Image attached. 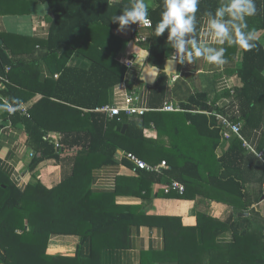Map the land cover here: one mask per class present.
I'll use <instances>...</instances> for the list:
<instances>
[{
    "label": "trees",
    "instance_id": "trees-1",
    "mask_svg": "<svg viewBox=\"0 0 264 264\" xmlns=\"http://www.w3.org/2000/svg\"><path fill=\"white\" fill-rule=\"evenodd\" d=\"M155 1V7H149L150 35L148 41L141 45L148 51V63L162 68L173 50L166 42V32L158 37L154 33L163 0ZM42 2L48 4L52 16L48 36L38 49L40 57L30 60L8 55L7 46L0 43V82L4 83V87L0 85V93L13 106L30 100L36 92L41 93V97L27 107L26 115L20 111L13 114L3 111L1 117L12 127L22 126L25 142L33 152L28 165L30 170L46 159L59 160L64 153V157L69 156L67 162L71 169L51 188L44 187L39 180L21 188L0 171V261L4 264H101V249L121 248L125 244L121 241V225L137 223L160 226L164 238L162 250L140 253L141 264H264V228L258 232L250 229L239 231L238 221L242 218H237L236 222L231 218L221 221L199 214L195 226H183L178 217L148 214L140 205L117 206L112 203L111 209L93 206L88 189L92 169L114 162L118 148L144 159L151 156L143 151L147 142L143 128L154 124L159 131L160 119L175 117L189 121L198 134L209 138L217 164L216 175L224 183L219 187L223 189L220 191L224 194L222 200L243 209L251 208L254 200L248 199L250 193L245 189L240 174L244 154L242 141L232 137L228 148L220 155L215 154L222 139V129L208 112L220 111L208 103L205 93L197 91L179 99L175 88L170 86L169 76L161 72L152 87L151 102H157L156 106L144 114L108 117L103 111H98L108 102V89L123 81L125 66L117 58L122 38L114 32L118 24L111 18L120 15L130 0ZM219 3L220 0H201L198 18H202L204 11L214 10ZM255 4L257 12L247 21L256 46L251 50L241 48L240 68L228 71L238 76L240 86L232 90L233 94L225 90L218 96H231L230 110L221 113H230L233 122L243 121L241 135L244 138L263 126V143L258 150L264 159V45L255 36L256 31L264 29V0H255ZM0 39L5 42L2 34ZM58 52H62L61 58L54 59L52 56ZM73 52L90 59L88 69L67 65L68 56ZM41 57L57 73L55 79L39 82L38 60ZM33 83L39 86L32 87ZM127 86L129 88V84ZM173 98L181 101L183 111L158 110L164 101ZM0 105L5 107L2 100ZM70 106L82 109L78 119L89 120L92 131L65 128L64 119ZM123 125H126L125 132L121 131ZM201 127H205V131ZM51 130L60 133L58 145L49 136ZM126 154L122 161L134 167ZM174 158L176 162L166 158L168 167L158 172L134 167L138 177H118L111 193L112 199L125 185H130L132 191L129 192L149 198L152 184H166L172 180L184 185L181 196H185L191 183L204 178L201 164L195 156L182 153H174ZM263 182L264 178L255 194L256 201L261 196ZM232 187L237 190L233 191ZM227 228L233 231L232 240L217 244L216 236ZM54 233L78 234L81 242L89 240L90 254L87 257L79 252L74 256L48 254L46 245ZM108 234H111V241L105 243ZM99 240L101 242H97ZM205 252L207 261L201 260Z\"/></svg>",
    "mask_w": 264,
    "mask_h": 264
},
{
    "label": "crops",
    "instance_id": "crops-1",
    "mask_svg": "<svg viewBox=\"0 0 264 264\" xmlns=\"http://www.w3.org/2000/svg\"><path fill=\"white\" fill-rule=\"evenodd\" d=\"M155 5L156 1L150 0L149 7H155ZM51 16L48 4L42 2V0H0V34L5 37V42L0 39V43L2 42L5 47L7 46L8 55L12 54L30 60L37 57L40 44L48 36ZM247 23L249 28V22L247 21ZM132 26L133 24L122 31H118V28L114 30L122 38V47L117 58L125 66V72L123 81L108 89V102L105 106L123 103L126 97L129 96L133 98V104L137 107L150 109L156 106L157 103L151 102L154 84L149 85L140 80L142 68L145 65L150 66L147 56L145 57L148 51L144 46L132 40ZM203 30V18H201L199 31L202 33ZM255 36L264 45V29L256 31ZM200 39L207 38L200 36ZM208 42L214 43L211 40ZM223 47L226 49L225 63L221 65L209 64L203 58H195L192 64H178L176 74L170 75L169 79L170 86L175 88L179 99H185L188 94L199 91L205 93L208 103L213 104L220 112H228L230 110L228 105L232 101L231 96L219 97L218 95L225 90H233L240 86L238 76L228 71L240 68L242 50L239 46L227 44L223 45ZM61 55L62 52H58L56 56L52 57L60 59ZM125 58L131 59L129 65L123 63ZM90 63L89 58L78 52H73L67 59L68 66L84 69H88ZM56 75L57 73H54L48 66L46 59L43 57L39 58V82H43L45 79H55ZM0 77L2 76L0 75ZM0 83L2 84V82ZM127 84H129V88ZM33 86L39 85L33 83ZM40 97L41 93L36 92L30 100L22 102V104L29 107ZM179 99L173 98L169 100L178 102L181 105ZM0 100L6 107L8 101L1 93ZM5 107L0 105V171L11 182L21 188H25L36 180H39L46 188L57 185L62 177L70 172L71 164L67 162V157L69 156L64 157L66 155L64 153L59 160L46 159L39 163L34 170H30L28 165L32 149L25 142L22 126L12 127L7 121L2 120L1 114L5 111ZM98 111H102L101 108ZM81 112V108L70 106L64 119V126L67 130H93L89 120L78 119V115ZM121 114L128 117L139 116L127 115L125 112ZM241 122L243 125V121ZM123 127L124 129L121 131L125 132L126 125H123ZM158 127L159 131L154 124L143 128L142 132L147 140L143 146V151L151 156H147L145 159L138 157L147 163L155 161L154 163L157 164L162 161L166 163V158L176 162L174 153L195 156L201 164V173L204 178L191 183L192 185L187 189L185 196H181L180 193L176 192H171V194L164 193L162 189L165 184L158 182L152 184L149 198L129 192L132 191L130 185H125L121 187V192H118L112 199L111 193L115 190L118 177L129 179L136 178L139 175L134 167L122 161L123 156L131 152L118 148L114 162L92 169L88 189L91 193V201L94 207H108L111 209L112 203L117 206L140 205L146 209L148 214L154 213L162 216L178 217L183 226H195L198 215L204 214L221 221L231 218L232 221L236 222L237 218H242L243 220L238 221L239 231L250 229L258 232L264 228V190H261L259 200H255V194L264 178V159L257 154V152H260L258 148L263 143L262 125L254 129L247 139L241 135L249 146L254 149L252 150L242 143L244 154L239 167L240 174L244 181L245 189L250 193L248 199L254 200L250 206L251 208L248 209H243L239 206L235 208L232 204L222 200L224 194L220 191L223 189H219V187L223 186L224 183L216 175L217 164L214 161V151L211 149L209 138L198 134L189 121H183L180 117L160 119ZM201 129L205 131L206 128L201 127ZM50 132L52 133L49 136L52 139L60 137L59 132L52 130ZM148 140L149 144H147ZM231 141L232 138H225L222 134V139L217 145L215 154H222ZM152 152H155V154H152ZM167 167L168 164L166 163V166L161 169H166ZM232 189L233 191L237 190L235 187H232ZM142 195H144V192H142ZM241 213L243 214L241 215ZM120 232L121 241L122 243L125 242V244L121 248L106 247L101 249L99 254L101 264H141L140 253L142 251L162 250L164 247L163 231L160 226L129 223L121 225ZM232 238L233 231L231 228H227L223 232H219L215 242L222 245L231 241ZM110 241L111 234H108L104 242ZM103 244L101 243V245ZM46 252L51 255L64 256H74L79 252L80 255L87 257L90 254V243L89 240L81 242L78 234L54 233L49 237ZM201 260H209L206 252L202 255Z\"/></svg>",
    "mask_w": 264,
    "mask_h": 264
},
{
    "label": "clouds",
    "instance_id": "clouds-1",
    "mask_svg": "<svg viewBox=\"0 0 264 264\" xmlns=\"http://www.w3.org/2000/svg\"><path fill=\"white\" fill-rule=\"evenodd\" d=\"M150 0H130L128 6L111 20L118 24V31L132 24L151 26ZM201 0H163L160 19L154 28L155 35L167 33L166 42L173 51L168 56L169 65L192 64L203 58L209 64L225 63V47L239 46L251 50L256 45L248 28L247 18L256 14L255 0H220L214 10L204 11L203 32L199 31ZM204 36L207 39H200ZM211 40L214 43H209ZM219 45V46H216ZM148 55L146 52L145 57Z\"/></svg>",
    "mask_w": 264,
    "mask_h": 264
},
{
    "label": "built area",
    "instance_id": "built-area-1",
    "mask_svg": "<svg viewBox=\"0 0 264 264\" xmlns=\"http://www.w3.org/2000/svg\"><path fill=\"white\" fill-rule=\"evenodd\" d=\"M151 26L144 25V24H133L132 26V35L131 38L132 40L137 43V44H143L148 41V37L150 35V29ZM123 63L125 65H129L131 63V59L125 58L123 60ZM9 68L6 67V70ZM2 87H4V83L1 84ZM230 94H233V91L230 90ZM133 98L132 97H126L123 103H116L114 105H104L101 106V110L108 116H119L122 112H125L127 115H142L145 112H147L149 109L144 108V107H137L136 105L133 104ZM99 108V109H100ZM234 108L237 112L236 105H234ZM158 110L161 111H181L183 110L182 106L178 102H174L171 100H167L163 103V105L158 108ZM5 111L8 114H13L15 111H20V113L26 115L27 114V107L24 104H19L18 106H13L11 104H7L5 107ZM209 114H212L216 121L217 124L221 127L222 129V134L223 137L225 138H232V137H238L239 139L242 140V143L244 146L251 148L254 150L249 144L243 139L241 136V128H242V120H239L237 122H233L231 120V114H223L218 111H212L208 112ZM8 122V121H7ZM9 124V122H8ZM54 138V137H53ZM55 144H57V137L54 138ZM258 156H262L261 152H257ZM33 155V152H30V156ZM126 157L129 159L131 163H133L135 168L138 169H144L146 171H153V172H158L161 170L162 167L166 166V163L164 161L157 163V164H152V163H147L140 159L138 156L132 154V153H127ZM263 190H264V182L262 184ZM184 191V185L180 183L177 180H172L168 183H166L163 187V192L164 193H170V192H176V193H182ZM0 264H4L3 262L0 261Z\"/></svg>",
    "mask_w": 264,
    "mask_h": 264
},
{
    "label": "water",
    "instance_id": "water-1",
    "mask_svg": "<svg viewBox=\"0 0 264 264\" xmlns=\"http://www.w3.org/2000/svg\"><path fill=\"white\" fill-rule=\"evenodd\" d=\"M178 64H172L169 65L168 58L164 61L163 67H157V66H148L145 65L140 74V80L143 82L153 85L159 75V73L164 72L166 75L170 76L172 74H176L177 72ZM124 127L122 128L123 131ZM243 213H241L242 215Z\"/></svg>",
    "mask_w": 264,
    "mask_h": 264
}]
</instances>
